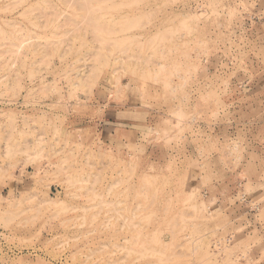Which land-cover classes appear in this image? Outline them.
Segmentation results:
<instances>
[{
  "label": "rangeland",
  "instance_id": "1",
  "mask_svg": "<svg viewBox=\"0 0 264 264\" xmlns=\"http://www.w3.org/2000/svg\"><path fill=\"white\" fill-rule=\"evenodd\" d=\"M0 264H264V0H0Z\"/></svg>",
  "mask_w": 264,
  "mask_h": 264
},
{
  "label": "bare ground",
  "instance_id": "2",
  "mask_svg": "<svg viewBox=\"0 0 264 264\" xmlns=\"http://www.w3.org/2000/svg\"><path fill=\"white\" fill-rule=\"evenodd\" d=\"M80 74V73H79Z\"/></svg>",
  "mask_w": 264,
  "mask_h": 264
}]
</instances>
